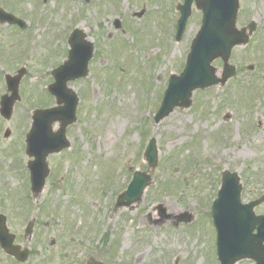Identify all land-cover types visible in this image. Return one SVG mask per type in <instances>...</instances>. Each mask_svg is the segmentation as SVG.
Listing matches in <instances>:
<instances>
[{"label": "rangeland", "instance_id": "obj_1", "mask_svg": "<svg viewBox=\"0 0 264 264\" xmlns=\"http://www.w3.org/2000/svg\"><path fill=\"white\" fill-rule=\"evenodd\" d=\"M17 1L13 0L15 5ZM21 1L24 12L41 15L43 7L37 0ZM178 2L97 0L90 10L77 0L68 7L66 0H57V16L65 21L56 24L59 30L47 29L41 22L30 31L3 38L0 29V97L6 91L5 72L26 65V75L31 76L21 82L22 99L10 121L16 131L5 162L9 168L4 171L0 166V174L12 176L0 186L8 184L18 204V198L26 201L28 112L52 104L47 92L51 72L68 57L61 29L68 31L73 25L69 20L76 18L98 47L88 78L69 83L80 96L78 121L67 130L71 147L48 157L46 187L34 207L30 205V213L39 217L44 211L43 219L54 225L45 241L49 246L56 239L45 255L46 264H87L90 257L106 264H219L211 206L222 171L241 176L242 201L264 193V100L257 97L264 93V46L254 48L264 45V29L252 47L235 48L230 60L238 69L234 80L196 90L190 108H176L158 124L153 122L168 77L184 67L200 25L201 13L193 7L183 39L177 43L172 38ZM240 3L244 11L239 26L252 16L264 22L263 0ZM137 11L143 12L139 18ZM116 18L121 28L114 31ZM213 64L220 73L221 60ZM247 85L254 87L248 91ZM226 114L228 120L223 118ZM144 128L159 149L155 168H148L142 156ZM2 133L5 144L10 136L3 139ZM135 168L147 171L151 183L131 209L113 208ZM6 192L4 196H10V190ZM18 207L19 219L24 220L25 207ZM153 211L158 213L156 218ZM255 211L264 213V203ZM189 218L191 222L181 224ZM179 220L180 224L170 225Z\"/></svg>", "mask_w": 264, "mask_h": 264}, {"label": "water", "instance_id": "obj_2", "mask_svg": "<svg viewBox=\"0 0 264 264\" xmlns=\"http://www.w3.org/2000/svg\"><path fill=\"white\" fill-rule=\"evenodd\" d=\"M196 1L198 7L203 8L202 26L192 41L184 70L180 75L170 77L162 104L154 117L155 122L168 116L175 106L189 107L192 92L196 88H205L216 83L224 84L230 76L235 74V68L228 64L232 47L244 44L248 40L242 32L235 28L236 0L228 2L223 0ZM191 3L192 0H186L181 7L182 16L179 19L178 37L184 30ZM75 52L74 46L70 51V60L63 67V72H67V78L70 76L75 78L87 73L88 56H76ZM218 57L224 60L221 78L216 75V69L211 65V62ZM58 71L55 72L56 82H62L63 80L59 79ZM16 81L18 79L8 77V83L13 92L10 97L2 98V114L8 118L11 114L12 104L16 99ZM51 89L58 91L60 85L55 83ZM66 90L70 92V90ZM60 93L69 100L67 105L63 108L35 111L34 124L27 136L28 154L35 156V160L30 162V168L36 191H39L43 186L48 174L46 157L49 153L58 152L68 146L65 140V129L69 123L75 120L77 98L75 96L70 98L62 90ZM57 95L59 96V94ZM60 101L61 99H59ZM55 120L61 121V126L57 132H52L51 125ZM156 153L153 140L146 154L151 166H155L157 163ZM149 182L150 177L147 174H135L129 189L120 197L119 205H128L138 200ZM240 191L241 186L237 175L226 172L218 199L215 200L212 207L214 224L218 233V254L222 264H234L238 259L246 257L255 259L256 264H264V215L256 216L253 211L254 206L263 198L242 204ZM124 199L127 201L125 202ZM254 229H257V233H254Z\"/></svg>", "mask_w": 264, "mask_h": 264}, {"label": "flooded vegetation", "instance_id": "obj_3", "mask_svg": "<svg viewBox=\"0 0 264 264\" xmlns=\"http://www.w3.org/2000/svg\"><path fill=\"white\" fill-rule=\"evenodd\" d=\"M255 1L256 0H253V2ZM13 13L26 21L24 29L28 30L33 21L31 15L26 14L24 11L17 12L15 10ZM255 18L256 17L254 16V19ZM44 19L45 20L43 21V23L50 24L49 17H45ZM258 21L260 20L258 19ZM53 22L55 24L53 23L51 30H59L60 27H58L56 24L60 23L61 25H63L65 23L62 17L54 19ZM4 26H7L9 29H11V31L16 32H18L20 29L17 24L0 23V29H2ZM61 31L63 32L62 34H64V37L67 41L65 42V44L68 45V37L70 34V30L67 31V28H64L63 30L61 29ZM3 121L4 120L0 115V133ZM10 178L11 176H5L3 174H0V184L5 180L6 182L9 181ZM3 185L4 184L0 186V264H46L44 261L45 257H38L36 261L34 260V257L36 254L39 253V251L42 252L44 255L49 252V246H45L46 237L50 227L49 221L43 219H34V217H31V220L34 219L33 235L30 240H26L25 229L21 231V228L22 223H25V217L27 212L25 211V213L22 214L24 215V220H20L18 209L19 204L15 202L16 198L14 196L13 189L9 187L8 184L5 185V187H3ZM9 190L10 196H4V193L7 194L6 191ZM30 219H28V222ZM19 245L21 246V249H29V258L26 262L23 263H20L7 252V248H12L13 246Z\"/></svg>", "mask_w": 264, "mask_h": 264}, {"label": "bare ground", "instance_id": "obj_4", "mask_svg": "<svg viewBox=\"0 0 264 264\" xmlns=\"http://www.w3.org/2000/svg\"><path fill=\"white\" fill-rule=\"evenodd\" d=\"M157 216H158V213H157L156 211H153V212H152V217H153V218H156Z\"/></svg>", "mask_w": 264, "mask_h": 264}]
</instances>
